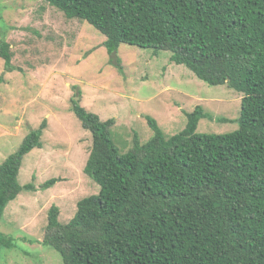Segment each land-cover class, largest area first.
Listing matches in <instances>:
<instances>
[{
  "label": "trees",
  "instance_id": "1",
  "mask_svg": "<svg viewBox=\"0 0 264 264\" xmlns=\"http://www.w3.org/2000/svg\"><path fill=\"white\" fill-rule=\"evenodd\" d=\"M44 1L105 35L117 63L122 44L170 52L205 83L244 96L233 133L199 134V122L212 119L199 106L171 137L149 119L153 137L142 144L136 135L127 153L113 139L114 119L74 101L93 137L85 174L100 193L80 201L65 225L53 206L41 243L63 264H264V0ZM10 47L0 39L7 71ZM46 128L45 121L1 164L0 220L23 191V160L43 148ZM15 247L0 232V250Z\"/></svg>",
  "mask_w": 264,
  "mask_h": 264
},
{
  "label": "rangeland",
  "instance_id": "2",
  "mask_svg": "<svg viewBox=\"0 0 264 264\" xmlns=\"http://www.w3.org/2000/svg\"><path fill=\"white\" fill-rule=\"evenodd\" d=\"M12 53V71L0 57V166L26 137L46 121L43 148L23 160L21 194L6 208L0 232L12 237L13 250H0V264H63L45 247L49 211L60 209L69 223L83 199L100 193L85 174L92 134L73 113V102L115 120L113 139L121 153L154 135L153 119L168 137L183 131L197 107L212 116L199 122V134H229L240 128L243 94L226 85L211 86L189 68L122 44L120 63L108 53L106 36L86 21L70 20L44 0H0V39ZM226 119L227 121H220ZM56 183L44 188L45 184ZM32 185L33 190L25 187Z\"/></svg>",
  "mask_w": 264,
  "mask_h": 264
}]
</instances>
